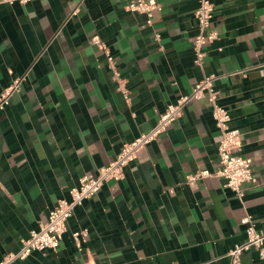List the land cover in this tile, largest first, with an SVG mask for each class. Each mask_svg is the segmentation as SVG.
Masks as SVG:
<instances>
[{
    "label": "crops",
    "instance_id": "obj_1",
    "mask_svg": "<svg viewBox=\"0 0 264 264\" xmlns=\"http://www.w3.org/2000/svg\"><path fill=\"white\" fill-rule=\"evenodd\" d=\"M0 0V261L16 253L82 176L95 177L167 106L216 74L256 182L240 198L215 175L221 133L203 96L78 205L55 250L9 264H232L250 217L264 230V0H214L218 37L195 62L198 0ZM99 38L114 57L111 67ZM117 73V74H116ZM87 230L79 248L73 232ZM241 264H264L252 248Z\"/></svg>",
    "mask_w": 264,
    "mask_h": 264
},
{
    "label": "built area",
    "instance_id": "obj_2",
    "mask_svg": "<svg viewBox=\"0 0 264 264\" xmlns=\"http://www.w3.org/2000/svg\"><path fill=\"white\" fill-rule=\"evenodd\" d=\"M31 0H1L10 5H26ZM199 5L195 11L197 20V34L194 39L195 62L202 66L207 54L206 46L218 37L217 30L212 26L214 17V0H198ZM126 7L131 11L146 13L149 22L152 20L153 11L161 9L156 0H129ZM93 43L103 48L111 67L115 69V60L109 49L97 37L93 38ZM116 72V69H115ZM117 74V73H116ZM219 78L216 74L205 76L198 81L188 94H183L169 104L156 123L148 132L140 134L131 142L124 144L116 159L108 165L102 167L95 177L82 176L80 184L69 190L70 198L61 199L58 204L49 211L44 222L37 229L31 231L28 238L23 240L20 249L16 253L6 255L0 264H9L15 260L27 258L33 251L55 250L60 245L67 232V222L74 214L75 208L86 199L92 198L109 180H121L124 178L125 167L133 161L141 150L151 141L156 139L166 128L177 120L182 114L185 106L191 101L205 96L212 105L213 116L216 126L221 133L218 146V168L211 172L207 169L198 170L189 176L190 182L198 181L206 176L215 175L225 181V186L232 189L240 198L244 195L242 188L245 182H256L253 171L252 158L241 154L240 131L231 127L230 110L218 102V93L215 89V81ZM20 79L8 88L0 100V109H3L8 102L9 96L19 88ZM242 224L247 226L245 241L236 244L228 252L232 264H241V256L244 252L256 248L261 258H264V230H258L251 218L244 217ZM87 236V230L73 232L72 237L76 245L80 248L82 241Z\"/></svg>",
    "mask_w": 264,
    "mask_h": 264
}]
</instances>
